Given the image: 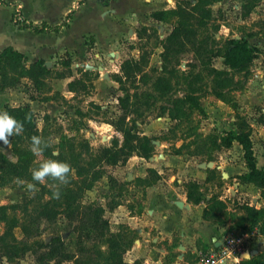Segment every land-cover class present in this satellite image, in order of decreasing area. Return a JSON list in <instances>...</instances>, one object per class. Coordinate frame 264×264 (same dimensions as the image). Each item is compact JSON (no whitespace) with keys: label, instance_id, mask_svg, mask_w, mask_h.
Listing matches in <instances>:
<instances>
[{"label":"crops","instance_id":"obj_1","mask_svg":"<svg viewBox=\"0 0 264 264\" xmlns=\"http://www.w3.org/2000/svg\"><path fill=\"white\" fill-rule=\"evenodd\" d=\"M242 3L243 0H240L239 7ZM173 7L174 0H0V11H7L6 16L0 14V51L11 47L25 56L27 66L43 60L52 70L66 68L64 60H58L62 55H74L73 59L76 57L80 61L89 52L91 62L84 61L89 68H83L96 69L101 76L107 75L104 84L111 90L105 88L104 91L110 95V91L116 92L114 87H118L111 75L118 72L123 55L126 54L124 41L133 46V41L138 39L135 32L138 24L155 25L149 14L154 10ZM70 11L67 26L57 32L18 28L12 21L14 16L38 24L46 22L56 25ZM248 16L252 21H257L258 25L251 29V33H243L241 36H246L258 52L248 70L242 71L248 73L247 82L245 89L237 91L236 102L240 105L237 110L240 116L249 118L248 115L257 108L264 119V0H259L251 12L241 18ZM66 60L70 61L71 76L50 79L54 89H58L65 99L77 92L67 90L66 84L80 75L78 72L75 75L72 69L76 61H72V57ZM93 62L94 68L91 66ZM107 62L115 66V69L107 68ZM30 85L33 84L29 79L22 78L16 87L1 91L0 111L5 106L27 103L33 112V119H36V111L44 115L63 108L52 99L39 100ZM93 85L94 92L88 95V100L103 107L99 96L103 85L101 78L95 79ZM118 95L120 93L116 92V101ZM199 103L209 114V121L206 122L210 132L213 133L215 129H236L234 120L237 118L231 114L234 110L223 99H216L215 108L203 101ZM221 104L225 106L224 111L217 110ZM247 121L251 126L250 138L256 165L264 170V123L255 118ZM231 146L239 149V159L227 154L230 152L228 147H222L219 150L220 160L193 161L186 155L159 152L157 160L152 156L148 158L149 164L147 159L133 154L124 164L115 165L112 177L119 185L131 182L140 186L136 179L145 178L149 168L159 174V178L150 185H143L141 210H136L137 199L134 195L112 192L110 184L109 191L103 192L104 195L98 198L112 232L127 227L135 234L133 244L125 252L126 262L139 260L140 264H203L202 256L218 248L225 236L239 233H246L247 238L245 250L236 264L249 251L254 252L249 258H264L263 221L248 218L243 208L247 204L255 209H264V196L259 186L238 178L248 169L241 145L234 141ZM207 162H212V165H201ZM165 170H171L173 174L165 177ZM191 182L199 185L196 192L200 196L198 201L188 197V184ZM109 205L113 207L109 208ZM227 264L234 263L228 261Z\"/></svg>","mask_w":264,"mask_h":264},{"label":"trees","instance_id":"obj_2","mask_svg":"<svg viewBox=\"0 0 264 264\" xmlns=\"http://www.w3.org/2000/svg\"><path fill=\"white\" fill-rule=\"evenodd\" d=\"M81 1L83 0H79V2ZM174 1L175 7L154 10L149 14L154 22L173 20L171 29L159 41V45L162 47L160 52L162 70L169 74H158L152 82V87L159 93L172 91V77L177 71L174 67L168 70L167 64L174 63L173 61L179 63L180 58L187 52L192 53L190 65L202 68L197 72L191 71L182 76L187 84L188 93L172 98L173 107L164 108L171 118L186 115L187 111L193 109L203 110L195 92L198 90L197 85L203 81L204 77L209 78L212 88L216 91L229 88L233 83V73L247 70L258 52L257 47L252 45L246 36L231 37L226 41L224 47L213 48L217 44L214 32L219 28V24L214 23L212 5L222 0ZM258 2L259 0H243L241 16L248 15ZM71 12H68L65 18L56 25L46 22L38 24L14 16H12V21L18 28L30 27L35 32H57L67 26ZM209 28H211V32L207 31ZM203 29L207 31V34L201 36L200 32ZM135 32L138 39L150 38L157 33V29L138 24L135 27ZM216 56L222 58L224 68H217L211 64V59ZM63 64L66 68L62 70L48 68L43 60H38L27 66L26 58L21 52L11 47H5L0 51V92L16 87L22 78L29 79L38 89L45 85V79L48 77H70V61L64 60ZM147 65L148 53L143 52L138 58L128 57L122 60L119 71L111 75L112 79L119 84V90L122 93L117 96L121 114L116 121L110 123L115 130L122 134L123 140L120 145L113 138L110 145L100 146L94 150L87 139L79 140L74 136L66 135H61L59 149L56 153L47 142L41 144L43 157L67 161L71 165V170L66 183L47 178L55 186L46 189L47 198L38 205L33 222H39L42 219L50 222L55 220L58 215H62L69 223H75L73 230L77 231L74 242L76 250L71 251L67 248V243L61 234L51 237L49 241L35 239L29 242L30 237L37 235L38 231L32 232L26 226H23L24 239H17L13 230L18 224V220L14 216H7L3 211L1 219L5 222V227L0 234V257L11 260L24 256L26 252H31L37 264H62L67 261L73 264H98L97 261L84 253L94 250L97 254H101L102 251L98 244L103 243L107 247L108 256L106 259H111L110 264H140L139 260H134L132 263L126 262L123 257L133 244L134 236L130 234V231L120 229L118 232H112L108 219L104 216L103 206L96 201L85 203L83 198L85 192L106 174V166L124 164L133 154L144 159L153 155L154 146L151 138L136 130L134 120L130 125L126 121V118L136 110L131 101L135 92L131 93V89H137L138 82L147 83L150 80V74L145 70ZM79 73L78 77H74L66 84L67 90H82L89 93L94 87L93 81L99 76V72L96 69L81 68ZM216 93L219 95L218 92ZM2 111L9 112L24 124L21 133L11 136L12 154L15 159L8 158L0 151V185L3 186L29 175L34 157V153L30 149L31 137L33 135L41 137V132L34 123L33 112L27 103L18 106H5ZM257 120L264 123V119L261 117ZM250 135V124L242 119L240 122H236V129H230L221 134H209L204 143H207L210 149H220L230 147L234 141L238 142L241 145L243 159L248 169L238 178L243 182H252L259 186L264 196V170L256 165ZM181 149L182 146L174 147L173 152L180 154ZM107 176L111 186L116 184V180L111 175L107 174ZM157 178H159L157 171L149 168L146 177L137 178L136 182L148 186ZM57 187L59 196L54 197L53 191ZM198 187L199 185L195 182L188 184V197L193 198L194 201L200 199V196L196 194ZM6 207V205H0V209L5 210ZM110 207L113 205H109ZM243 208L248 218L261 219L264 224V209H255L247 204L243 205ZM90 240L94 242L87 244V241ZM239 264H264V258H242Z\"/></svg>","mask_w":264,"mask_h":264},{"label":"rangeland","instance_id":"obj_3","mask_svg":"<svg viewBox=\"0 0 264 264\" xmlns=\"http://www.w3.org/2000/svg\"><path fill=\"white\" fill-rule=\"evenodd\" d=\"M239 4L240 0H222L212 5L215 18L214 23L219 24V28L214 32L215 38L217 39V44L213 47L214 49L222 48V46L224 47L226 41L231 38V35L237 34L241 36L243 33H251V29H253L255 25H258L257 21H252L249 16L244 19L241 18V7H239ZM0 14L1 16H6L7 11L1 10ZM154 23L155 25H152L151 27L156 28L157 33L152 37L137 39L133 41V46L126 40L124 41L123 46L126 48V54L123 55L122 60L128 57L138 58L143 52H147L148 65L145 67V70L150 74V80L147 83L138 82L137 89H131V93L135 92L131 97V101L133 102V108L136 110L126 118V121L128 125H130L134 120L136 130L140 134H146L151 138V142L154 146L152 155L154 160L159 158V152L170 153L173 152L174 147L180 146H182L180 154L188 156L193 161H207L209 159L220 160L219 150L221 148L210 149L208 144L204 143L206 136L212 134V132H210V126L206 122L207 120L209 121V114L207 115L204 109H193L192 111H187L188 113L186 115H178L176 118L169 117L167 111H164V108L173 107L172 98L177 96L181 97L188 93L187 84L182 76L191 71L197 72L202 68L201 66L193 67L190 65L192 53L187 52L183 54L179 63L173 61L174 63L167 64L168 70L174 67L177 71L172 77V91L159 93L152 87V82L158 74H169V72L162 70V59L160 57L162 47L159 45V41L169 32L173 20ZM259 25H262V22H259ZM207 31L211 32L212 30L209 28ZM207 31L203 29L200 32V35L204 36L207 34ZM71 57L72 61H76V63L72 65L75 75H78L81 68L87 67L85 62H91V53L89 52L83 59H80V61H78L76 57L73 59L74 55L70 54L62 55L58 60L61 62ZM211 64L217 68L225 67L222 58L219 56L213 57L211 59ZM105 65H107V68L109 69H115V66L109 62L105 63ZM91 66L94 68L95 63L93 62ZM247 74L248 73L234 72L232 85L229 88L217 91L212 88L209 78L204 77L203 81L197 85L198 90L195 94L198 96L199 101H203L209 106H214V108L217 107L215 103L216 99H223L234 110L231 114H234V117L237 118L234 120L235 126L236 122H240L242 119L247 121L248 119L251 120L252 118H255V120H257L259 117H262L257 108L248 115L249 118L240 116L237 110V107L240 105L236 102V94L240 89H245ZM99 77L103 83L102 90H100L99 94V96H101L100 100L102 101L103 107L96 106L88 100V95H92L94 87L89 93L80 90L74 93L71 97L65 99L58 89L56 90L54 89L55 87L52 86L50 80L51 77H48L47 81H45V85L38 89L33 85H30L33 92L35 91L33 94H35L39 100L48 98L63 106L61 109H55L53 112L51 111V113H44V115L36 111L37 118L34 119L36 122L35 125L37 124L36 126L38 130L41 132V141L50 144L54 148V153L59 149L61 135L74 136L79 140L85 138L89 141L94 150L100 146L110 145L113 138L117 140L118 145L122 143L123 137L121 132L115 130L114 126L110 124L111 122L116 121L121 114V110L118 108V103L115 99L116 92H119L120 95L122 94L119 90V84L116 83L115 86L118 87H114L116 92L110 91L111 93L109 95V93H105L104 91V89L107 88L106 84H104V80L108 78L101 76V74H99L97 78ZM107 89L111 90V88ZM216 92H218L219 95H217ZM220 106L221 108H217V110L224 111L225 108L223 107L225 106L223 104ZM216 112L217 111L213 112V114ZM222 132L224 131L215 129L213 133L221 134ZM228 148L230 149V152H225L228 155L233 156L236 160L239 159V149L236 146H230ZM0 151L8 158L15 159L12 154L11 136L8 138L7 143L0 141ZM45 159L46 158L42 156L41 152L34 153L30 173L27 177L17 179L7 185H0V205L7 206L5 210L0 209V234L5 227V222L1 219L3 211H5L7 216H14L18 220V224L13 230L14 236L17 239H24L25 233L23 231V226H26L29 227L32 232L35 230L38 231L37 235H32V237H30L29 242H32L35 239L49 241L51 237L61 234L67 243V248L71 251H75L76 246L74 242L77 234V231L73 230L75 223H69L62 215H58L55 220L50 222L43 219L39 222H33V217L36 214L38 205L47 198L46 189L55 186V184L47 178H45L43 183L32 180V170L38 167L39 163ZM146 161L149 164V160L147 159ZM105 168L106 174L95 182L90 190L85 192L83 198L85 203L91 201L99 203L98 198H100L101 195H104L103 192L106 193L109 191L108 187L110 182L107 174L112 176L115 166H106ZM164 172L165 177L173 174L171 170H165ZM122 174L125 176V173ZM29 183H35L37 187L35 189H28L27 185ZM110 187L112 192L134 195L135 199H137L136 210H141L144 198V187L142 184L136 186L131 182H125L120 185L116 183L113 186L110 184ZM128 229L129 228L127 227H123V231ZM130 234L135 236L131 231ZM93 242L94 241L90 240L87 241V244H92ZM98 245L99 249L102 251L101 254H97L94 250H91L90 252L84 253V255L86 254L87 256H90L94 261H97L98 264H110L111 259H106L108 256L106 245L103 243ZM125 255L126 254H124L123 257H127V255ZM0 264L37 263L34 255L31 252H26L24 256L11 260H7L5 257H0ZM62 264L73 263L67 261Z\"/></svg>","mask_w":264,"mask_h":264},{"label":"clouds","instance_id":"obj_4","mask_svg":"<svg viewBox=\"0 0 264 264\" xmlns=\"http://www.w3.org/2000/svg\"><path fill=\"white\" fill-rule=\"evenodd\" d=\"M23 127V122L16 119L15 116L7 111H0V141L7 143L8 138L13 134L21 133ZM41 144L42 141L40 136L33 135L31 137L30 149L33 153H40L43 151ZM70 170L71 165L67 161L48 158L41 161L38 167L32 170V180L43 183L45 178H52L61 183H66ZM27 187L28 189H35L37 185L35 183H29ZM53 196H59L58 187L54 189Z\"/></svg>","mask_w":264,"mask_h":264},{"label":"built area","instance_id":"obj_5","mask_svg":"<svg viewBox=\"0 0 264 264\" xmlns=\"http://www.w3.org/2000/svg\"><path fill=\"white\" fill-rule=\"evenodd\" d=\"M246 238V233L228 234L222 239L218 248H214L202 256V263L227 264L228 261H232L234 264L238 263L239 257L245 250Z\"/></svg>","mask_w":264,"mask_h":264},{"label":"water","instance_id":"obj_6","mask_svg":"<svg viewBox=\"0 0 264 264\" xmlns=\"http://www.w3.org/2000/svg\"><path fill=\"white\" fill-rule=\"evenodd\" d=\"M89 66H87L86 68H88ZM105 77H107V75H104ZM203 167H206V166H211L212 165V162H207V163H203L201 164ZM254 252L253 251H249V252H246L245 254L242 255V257L244 258H249L251 256V254H253ZM224 264V263H223Z\"/></svg>","mask_w":264,"mask_h":264}]
</instances>
